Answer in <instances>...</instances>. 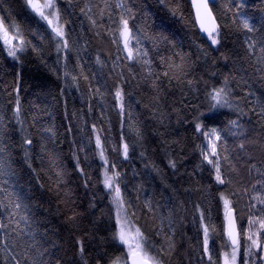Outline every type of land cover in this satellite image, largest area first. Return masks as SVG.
Listing matches in <instances>:
<instances>
[{
	"label": "trees",
	"instance_id": "trees-1",
	"mask_svg": "<svg viewBox=\"0 0 264 264\" xmlns=\"http://www.w3.org/2000/svg\"><path fill=\"white\" fill-rule=\"evenodd\" d=\"M71 2L73 7H68L69 0H58L72 45L67 53L70 58L67 63L69 70L78 77V88L72 83L71 77L65 83L62 78L65 54H59L58 63L55 44L50 39V29L29 10L25 0H0V16L5 17L6 22L14 20L20 24L29 42L25 52L20 54L19 61L9 57L0 45V116L4 118L2 126L17 145L14 149L16 161L21 168L23 182L31 187L34 200L41 206L38 212L46 219L44 226L48 229L49 243L56 242L53 264L56 259L62 264H84L78 253L77 239L83 241L87 264H96L97 259L101 260V264H108L109 256L118 255V249H122L112 238L115 209L100 182L102 163L97 157L93 124L100 130L109 161L115 162L122 173L125 197L133 206L129 212L135 210L136 213L134 222L146 233L153 235L157 221L144 209V201L151 199L153 207L157 201L161 204L167 202L173 209V231L169 232L173 237V248H165V264H199L203 235L199 229L198 214L196 223H193L194 205L197 202L207 206L212 201L216 205L213 208L212 223L217 232L212 234L211 240L218 259L221 241L224 239L222 203L218 199V193L223 189L211 180L209 166L204 164L197 167L202 158L196 146L203 142V137L197 138L194 133L191 120L195 112L189 105H199L200 110L205 111V82L209 87L219 84L225 75L231 77V86L237 96L243 97L245 89H251L257 94L264 93V79L253 74L249 61L244 58V51L239 46L243 38L231 23L232 12L236 10L235 4L240 3V0H216L214 12L221 25V43L216 48L209 47L210 42L199 34L188 0H181L182 17H173L167 8L159 4V0H137V7L142 9L141 15L147 13L149 31H162L175 44V48L171 44H162L159 55H168L178 50L191 54V68L187 78L194 81L198 91H193L186 82L181 85L173 80L170 84L166 78L160 82L163 89L160 112L168 116L164 120L167 129L160 123L159 112L154 116L151 108L144 106L148 103L152 90L148 83L138 85V81L146 73L137 64H131L133 73L128 72L127 66H117L114 69L112 60L117 51L116 45L112 44V36L104 27L93 28L79 12L84 0ZM98 2L99 0H92L94 4ZM226 4L231 5L232 9L227 15L224 7ZM240 11L253 17L259 27L264 18V0H243ZM96 12L97 9L93 8V14ZM140 22L139 18L135 21ZM104 23H108L106 14ZM76 40H79V44L73 43ZM146 46L151 49L150 43ZM200 46L207 51V56L200 50ZM33 47L38 51L34 52ZM77 52L80 67H76ZM97 52L106 61L103 67L95 62ZM151 55L155 70L163 71L158 55L155 52ZM118 63L128 65L130 62L122 60ZM81 68L83 75L89 77L88 80L80 74ZM121 72L125 78L123 81L120 80ZM117 84L126 93L123 128L114 98ZM97 87L102 95L95 93ZM17 94L21 101L24 126L29 129L34 140L31 152L36 172L23 163V151L18 147L21 142L20 126L16 124L12 111ZM128 103L132 104V121L139 128L142 139H138L129 130ZM174 109L189 123L178 119ZM229 116L235 118V114ZM229 116L218 115L215 120L223 128ZM48 127L55 132L54 143L50 142L48 148L57 154V163L64 172L59 188L54 187V180L49 179L51 173L47 154L40 151V133ZM245 128L247 138H236L225 131L228 149L239 173L232 174L239 183L234 184L230 191L239 187L242 192L243 187H247L252 179L258 178L254 172L249 176L248 164L254 162L258 167L264 168V148L261 146L264 138L256 135L260 129L256 118H252V123H246ZM122 131L133 146L130 147L127 160L119 151ZM159 132H165L164 139L169 142L178 143L164 144ZM242 141L245 144L243 151L238 147ZM81 146L85 147V151H79ZM141 151L145 152V157L140 156ZM249 157L252 159L249 160ZM77 158L84 169V175L76 169ZM169 159L177 162L176 170L168 165ZM150 163H154L158 170L145 167V164ZM241 177L243 180H240ZM210 183L212 188L208 189ZM93 204L95 207H92ZM247 205L246 196L235 197L238 223L245 227ZM68 217L74 218L69 221ZM204 259L206 264V258Z\"/></svg>",
	"mask_w": 264,
	"mask_h": 264
},
{
	"label": "snow or ice",
	"instance_id": "snow-or-ice-1",
	"mask_svg": "<svg viewBox=\"0 0 264 264\" xmlns=\"http://www.w3.org/2000/svg\"><path fill=\"white\" fill-rule=\"evenodd\" d=\"M25 3L31 12L41 21H44L50 29V39L55 44L58 63L59 54L61 52L65 54L62 75L65 83L67 84V78L71 77L72 83L76 84L78 88V77L69 70L67 63L70 59L67 53L71 50L72 45L66 31L67 22L63 21L58 0H25ZM159 4L167 8L173 17H182L181 0H159ZM214 4L215 0H192L195 20L200 32L206 34L207 40L210 42L209 47L216 48L221 43V25L214 12ZM242 4L243 0L235 4L236 10L232 12L231 23L243 38L239 46L243 49L244 58L249 61L253 74L264 79V18L258 27L253 17L240 11ZM68 7H73L71 0H69ZM224 7L227 15V12L232 10L231 5L226 4ZM93 8L97 9L96 14H93ZM79 12L87 18L93 28L104 27L112 36V44L116 45L117 51L115 59L112 60L114 69L117 66H127L128 72L133 73L131 64H137L146 73L138 81V85L139 83H148L152 90L149 101L144 106L151 108L154 116L159 112L160 123L167 129L164 120L168 116L166 113L160 112V98L163 95L160 82L165 78L170 84L173 80L181 85L186 82L193 91H198L194 81L187 78L191 68V54L178 50L168 55H159L162 44H171L173 48H175V44L162 31H149L147 13L141 15L142 9L137 7V0H99L96 4L92 3V0H84ZM105 14L107 15V24L104 23ZM138 18L141 22L135 23ZM28 43L20 24L14 20L6 22V18L0 16V45L9 57L19 61L20 54L25 52ZM73 43L79 44V40L73 41ZM147 43L151 44V49L146 46ZM200 50L204 51V55L207 56L208 53L203 46H200ZM33 51H38V49L33 47ZM152 52L158 55L163 71L157 72L155 70ZM109 58L111 59L110 54ZM227 58L225 55V59ZM122 60L130 63L128 65L118 63ZM95 62L102 67L106 64L99 52L96 54ZM76 67H80L79 52H77ZM80 74L83 75L82 68ZM83 78L89 79L86 75H83ZM133 78L135 79V75ZM124 79L121 72L120 80L123 81ZM231 82V77L228 75H225L222 82L212 84L210 87L205 82L204 99L207 104L205 111H201L199 105H189L195 112L191 120V124L194 125V133L197 134V138L203 137V142L196 146L202 158L201 164L197 167L204 164L209 166L211 180L223 189L218 193V199L222 203L224 237L221 241L218 259L211 240L212 234L217 232L216 226L212 223L214 219L213 208L216 205L212 201H209L207 206L200 202L194 205L193 223H196V214H198L199 229L202 230L203 235L199 264H205L204 258H206V264H264V168L258 167L254 162L248 164L249 176H252L254 172L258 178L252 179L247 187H243L242 192L239 187L235 191H230L229 189L234 184L239 183V181L234 180L232 174L237 173L238 175L239 173L225 137V131H227L233 137L240 138L243 136L247 138L245 124L252 123V118L255 117L256 122L260 125L256 135L264 138V93L257 94L251 89H245L243 97H240L236 95ZM16 91L18 93L19 89L17 88ZM95 93L102 95L99 87L95 89ZM125 96L126 93L123 88L117 84L114 98L116 107L119 109L122 128L126 115ZM127 108L130 109L127 112L129 130L138 139H142L139 128L132 121V104L128 103ZM91 110L90 105L89 111ZM12 111L16 124L20 126L21 142L18 147L23 151V163L33 172H36L33 167L31 152L34 140L29 129L24 126L18 94ZM174 111H177L178 119H183L185 123H189L185 117L180 115L178 110L174 109ZM229 114H235V118H231ZM218 115L229 116L223 128L215 120ZM245 117L248 119L245 120ZM3 119L0 116V264H53V250L57 247L56 242L49 243L48 229L44 226L46 219L38 212V208L41 206L34 200L31 187L26 186L23 182L21 168L16 161L14 151L17 145L12 142L11 136L2 126ZM92 130L95 133V148L99 159L102 161V179L100 182L115 209L112 238L116 245L122 246V249H118V255L109 256L108 264H165V248H173V237L169 235V232L173 231V209L167 202L161 204L158 201L153 207L152 200L147 199L144 201V209L152 214L157 221V224L154 225V234L149 235L138 226L134 222L135 210L129 212L133 206L131 201L125 197L122 187V173L115 162L109 161L105 152V142L95 124L92 125ZM158 134L166 145L178 143V141L169 142L164 139L165 132ZM54 138V130L50 127L44 128L40 133V151L47 154L50 164L49 172L51 173L49 179L54 180L53 186L59 188L63 182L64 172L57 163L59 157L48 148L50 142L54 143ZM253 142L255 143V141ZM261 146L264 148V139L261 140ZM130 147L133 146L129 144L122 131L119 151L125 160L129 159ZM238 147L243 151L245 149L244 142L242 141ZM79 151H85V147L81 146ZM145 155L144 151L140 152L141 157H145ZM74 157H76L75 153ZM236 159H240V157H236ZM248 159L251 160L252 158L249 157ZM168 165L173 170L177 169V162L174 159H169ZM149 166L158 170L154 163L145 164V167ZM76 169L81 175L85 174L78 158L76 159ZM37 179L39 178L37 177ZM240 180L243 178L241 177ZM211 188L212 184L210 183L208 189ZM241 195L248 199L246 227L238 223L235 207V197ZM92 207L95 205L93 204ZM73 218L68 217V220L71 221ZM76 244L79 246L78 253L81 260L87 264L84 259L83 241L77 239ZM55 264H62V262L56 259ZM96 264H101V260L97 259Z\"/></svg>",
	"mask_w": 264,
	"mask_h": 264
},
{
	"label": "water",
	"instance_id": "water-1",
	"mask_svg": "<svg viewBox=\"0 0 264 264\" xmlns=\"http://www.w3.org/2000/svg\"><path fill=\"white\" fill-rule=\"evenodd\" d=\"M188 2H189V5H190L191 11H192V15H193V19H194V22H195V25H196V28H197L199 34H200L203 38H206V39H207L206 34L201 33L200 30H199V26L196 24V20H195V9H194V7L192 6V0H188ZM215 2H216V0H215Z\"/></svg>",
	"mask_w": 264,
	"mask_h": 264
},
{
	"label": "rangeland",
	"instance_id": "rangeland-1",
	"mask_svg": "<svg viewBox=\"0 0 264 264\" xmlns=\"http://www.w3.org/2000/svg\"><path fill=\"white\" fill-rule=\"evenodd\" d=\"M30 10V9H29ZM31 11V10H30ZM34 14V13H33ZM39 18V17H38ZM40 20V19H39ZM44 22V21H43ZM45 23V22H44ZM46 24V23H45ZM47 25V24H46ZM121 47H122V45H121ZM126 55V54H125ZM97 157H98V160L102 163V161L99 159V156L97 155Z\"/></svg>",
	"mask_w": 264,
	"mask_h": 264
}]
</instances>
